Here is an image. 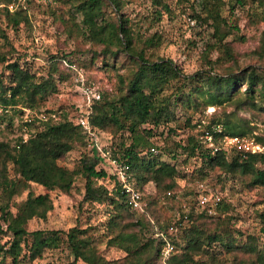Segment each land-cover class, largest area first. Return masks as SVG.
<instances>
[{"label":"rangeland","instance_id":"rangeland-1","mask_svg":"<svg viewBox=\"0 0 264 264\" xmlns=\"http://www.w3.org/2000/svg\"><path fill=\"white\" fill-rule=\"evenodd\" d=\"M30 1L26 11L27 21L17 29L11 28L6 18L1 17V29L5 32V39L0 37V58L5 57L4 62L0 59L1 81L6 87L11 85L7 65L16 62L21 68L27 69L37 82L52 77L56 89L34 108L18 105L12 109H3L0 106V116L3 115V120L0 121V144H4L11 152L20 140L26 142L38 137L49 121L56 123L65 117L74 122L79 107L86 103L85 88L96 91L100 95L99 101L103 96H113L118 91L119 76L127 73L130 68L128 59L120 57L116 63L111 56L104 54L101 46L89 39V33L81 23L82 14L74 13L70 6L63 3L65 0H51L50 3ZM119 1L120 11L114 13L112 7H105V17L109 21L121 18L128 21L126 24L134 45L137 49L143 48L145 58L154 61L172 60L184 74L190 76L196 72L209 71V64H216L218 61L219 64L213 66L214 73L220 72L222 65L224 68L234 66L241 69L264 64L261 59L264 47V0L256 1V9L246 4L236 7L233 12L230 11L229 0H223L222 4L212 6L209 13L199 9L196 4L198 0ZM165 5L168 11L164 9ZM193 10L199 17L192 18ZM219 15L226 21V24H219L220 34L230 32L222 42L214 38L212 25ZM225 45L230 48V53H226ZM63 56H67L71 63L63 59ZM53 64L57 72H52ZM111 64H115L114 67ZM244 89L245 87L240 88L241 91ZM227 121L241 125L247 133L242 138L249 143L259 145L256 143L257 138H264V113H258L247 106L237 109L226 103L221 106L200 107L195 111L192 106L178 102L170 107L167 115L161 116L154 135L150 137L151 144L157 148V153L152 156L155 161L174 167L178 188L173 193H168L173 196L168 201L163 195H156V188L152 183L146 184L144 196L150 199L143 200L145 211L149 207L148 202L158 201L156 204L151 203L152 212L149 215L147 212H136L116 199L113 194L116 189L115 181L109 177L114 174L113 168L103 160L98 168L105 170L108 177L96 182L97 186H102L108 192L109 199L103 203L84 201L85 181L82 177H75L68 193L59 190L47 192L41 185L29 184L11 200V212L15 214L17 206L29 195H47L51 210L46 213L45 219L33 218L29 221L27 230L53 231L60 237L59 245L51 243L50 248L45 249L31 264H85L81 260L75 261L71 250L63 241L64 235L71 229L86 230L90 246L97 256L109 264H122L126 257L125 251L109 244L115 235V231L111 233L109 228V219L116 212L112 201L123 204L130 214L122 211L124 219L121 226L131 225L137 219L142 220L144 228L140 231L141 236L144 239H159L162 238L159 234H163L174 247L171 255L182 251L181 248L186 246L188 229L199 225L189 217L203 212L215 219L231 217L228 230L233 244L237 245L235 248L251 243L257 251L264 252V186L248 188L244 176L232 175L217 166L209 167L199 154L189 156L187 152V141L193 136L205 153L210 150L211 155H214L216 151L209 147L206 140L210 137L214 147L230 160L235 148L225 144L224 138L228 135L224 133L223 123ZM208 124L212 125V131L222 136L213 138L205 133L204 129ZM97 131L100 132L99 144H109L112 140L117 145L122 139H126V135L111 136L100 129ZM126 143L129 144V141ZM74 147L58 162L70 171L81 168L80 153L83 150L77 145ZM146 152L141 150L140 154L145 155ZM3 158L5 156L2 153L0 169L4 166L6 177L10 180L19 178L10 161L6 160L4 165L1 163ZM256 165L260 169L264 167V163L258 162ZM200 169L204 173L202 179L198 174ZM135 182L133 179L136 186ZM200 185H203L202 189ZM202 191L207 197L218 199V204L214 205L211 201L209 205L202 206L199 202ZM0 197L2 198L1 191ZM4 202L5 199L0 200V204ZM151 213L156 217L153 218ZM5 229L6 225L0 219L1 244H5L10 238L3 233ZM210 230L214 231L213 228ZM210 230L204 231L203 237ZM132 231L137 232L139 228H132ZM216 233L224 241V228L217 227ZM225 246V242H215L210 247L204 243L193 260L198 264H233L235 260L243 263L242 260L246 259L245 252L236 251L233 255L237 256L235 259L229 257L232 251H227ZM6 263H10V259L7 258Z\"/></svg>","mask_w":264,"mask_h":264},{"label":"trees","instance_id":"trees-1","mask_svg":"<svg viewBox=\"0 0 264 264\" xmlns=\"http://www.w3.org/2000/svg\"><path fill=\"white\" fill-rule=\"evenodd\" d=\"M14 0H0L2 4L11 3ZM63 2V0H58ZM223 0H198L196 3L204 13H209L210 8L215 4H222ZM257 0H229L230 11H234L238 6L249 4L256 9ZM31 3H26L25 9H17L13 13L6 7L0 8V21L4 16L13 29H17L22 23L27 21L26 11ZM65 5L70 6L74 13H81L83 18L81 23L89 33V39L97 46H101L105 55L117 60L120 57L128 59L130 68L124 75H120L117 93L113 96H103L102 100L95 102L90 115V124L111 136L118 134L124 136L121 142L115 145L110 141L109 148L119 164L127 166L128 174L137 182L135 188L142 193V200L148 201V196H144L145 185L152 183L156 188V195L164 196V199L171 200L173 193L177 190L178 184L175 182L177 175L173 166L155 161L152 154L142 155L141 150L149 151L156 148L150 142V137L154 135L155 129L159 125L160 118L168 114L170 107L176 103L186 104L194 108L221 106L232 104L237 109L249 107L258 113H264V64L262 66H250L246 68L220 66V72H213L216 64L210 63L209 71L196 72L194 75L184 74L181 68L169 59L151 60L145 58L144 50L137 49L133 42V37L127 28L126 20L109 21L105 17L104 8L112 7L114 13H118L121 8L119 0H65ZM259 3V2H258ZM194 5H192L193 8ZM167 9V6H163ZM74 15V14H73ZM199 17L194 14L192 18ZM226 24V21L219 15L213 21L214 38L222 42L230 32L221 35L219 24ZM237 29V27H234ZM0 37L5 39V32L1 29ZM152 46V42H150ZM225 45L226 53H230V48ZM261 59L264 60V47ZM231 58L230 55H228ZM69 63L67 56H63ZM2 62L5 57L0 58ZM234 62V61H233ZM115 64H111L114 67ZM52 72L58 70L53 64ZM10 71V84L4 86L0 77V106L3 109H12L21 105L22 107L34 108L39 106L51 92L56 89L52 77L41 82L34 80V77L27 69L21 68L14 62L7 65ZM51 72V73H52ZM241 87H245L243 91ZM175 99V100H173ZM3 115L0 116V121ZM188 123L190 120H187ZM212 125H207L205 133L213 138H220L222 135L212 131ZM224 133L228 136H246V131L241 125L229 121L223 123ZM141 130V132H137ZM121 136V137H122ZM129 141V144L126 143ZM262 146V152L252 153L234 147V154L227 159L222 151H217L211 155L210 150L206 153L193 136H190L186 147L189 156L200 155L203 162L209 167H220L224 172L232 175L244 176L248 188L264 186V167L260 169L257 163H264V138H257V142ZM83 150L80 153L81 168L70 171L58 164L59 160L75 147ZM87 139L82 129L75 123L70 122L65 117L61 121L45 123V130L35 138L26 142L20 140L13 148L12 152L7 150L4 144H0V157L2 153L3 165L10 161L19 175L17 179H8L4 174V166L0 169V191L5 202L0 204V219L6 225L5 235H9V241L0 243V264H31L40 257L45 249H49L51 243L59 245L57 232H46L42 230L29 232L28 222L33 218L45 219L46 213L51 210V202L47 195L28 198L17 206L15 214L10 210V202L14 196L19 194L29 184L41 185L47 192L59 190L68 193L75 177H82L85 181L84 201L103 203L108 200V192L102 186H97L96 182L108 177L103 169H99L102 159L94 150L87 147ZM237 148V149H236ZM199 178L204 176L203 170H199ZM115 181L114 195L128 206V199L121 193L120 185L114 175L110 176ZM155 199V198H152ZM110 201H112L110 199ZM154 204L158 201H152ZM149 207L144 209L148 215L152 210ZM114 206L115 214L109 219L110 232L115 233L114 238L109 241L110 245L122 248L126 257L122 264H162L161 249L165 242L162 238L144 239L141 236V229L144 228L142 220L137 219L131 225L121 226L124 219L122 211H126L125 206L116 201L111 203ZM145 208V207H144ZM127 215H130L127 213ZM152 217H156L151 213ZM194 223L193 228H189L186 237V246L181 248L180 253L173 254L168 259V264H198L193 258L198 255L202 245L206 243H226L225 249L232 251L229 257H234L238 250L246 253L243 263L233 261V264H264V252H259L251 243L243 247L233 244L229 233V223L231 217L226 219L212 218L206 213L190 216ZM149 219V217H148ZM150 220V219H149ZM200 220V221H198ZM139 228L134 232L132 228ZM217 227L224 228L225 239L221 240L220 234L216 233ZM206 228V229H204ZM213 228L214 231L210 229ZM161 230V227H159ZM211 231L203 237L204 231ZM264 231V230H263ZM86 230L71 229L67 232L63 240L71 250L75 261L81 260L85 264H109L103 258L97 256L90 240L87 238ZM10 263H6V259Z\"/></svg>","mask_w":264,"mask_h":264},{"label":"built area","instance_id":"built-area-1","mask_svg":"<svg viewBox=\"0 0 264 264\" xmlns=\"http://www.w3.org/2000/svg\"><path fill=\"white\" fill-rule=\"evenodd\" d=\"M27 1L28 0H14L8 4H0V8L6 7L9 12L13 13L17 9H25ZM34 1L38 3L51 2V0ZM84 94L86 96V103L84 106L79 107L74 122L84 132V135L87 139V147L91 150H94L104 162L113 168V175L116 177V180L120 185L121 193L127 197L129 207L136 212H143L145 206L143 205L142 193L135 188L134 183L131 180V176L127 172V166L118 163L116 158H114L108 144H99L98 136L100 135V132H98L97 129L90 124V115L93 104L96 101H99L100 95H98L96 91L91 90V88H85ZM224 139L225 144H228L231 147H237L241 150L250 151L252 153L262 152L261 146L249 143L247 140L238 136H225ZM206 140L209 142V147L217 152L218 148L214 147L213 143L211 142V138H206ZM146 153L154 155L157 153V150L155 148H151ZM199 187L202 189L203 185H200ZM211 201L214 202V205H217L219 202L218 199L207 197L204 191L200 193L199 202L202 206L209 205L208 203ZM159 235L162 236V239L165 242L164 247L161 249L162 264H168V259L172 254L174 247L170 241L163 236V234Z\"/></svg>","mask_w":264,"mask_h":264}]
</instances>
